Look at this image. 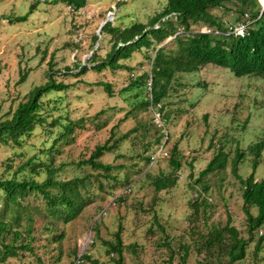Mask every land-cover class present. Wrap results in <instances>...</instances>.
Returning a JSON list of instances; mask_svg holds the SVG:
<instances>
[{"label": "rangeland", "instance_id": "1", "mask_svg": "<svg viewBox=\"0 0 264 264\" xmlns=\"http://www.w3.org/2000/svg\"><path fill=\"white\" fill-rule=\"evenodd\" d=\"M167 2L87 0V4L77 10L63 0H0V116H11L17 104L26 100L35 86L47 83L52 65L53 78L72 86L43 97L47 114H52L43 126H49L53 116L86 123L83 128H76L73 143L60 144V152L55 155L56 166L62 168L57 173L58 179L83 175L85 166L80 161L89 158L97 144L108 139L112 143V134L121 136L138 122H148L154 116L157 121L161 119L152 108L128 115L129 93H123L133 75L150 70L147 55L155 53L157 44L154 40V46H141L132 51L130 57L122 56L118 62L121 67L107 66L99 71L93 68L92 59L102 61L119 40L115 32L101 31L107 21L121 29L135 22L149 24ZM32 6L27 21L10 20L11 16L26 14ZM235 17L236 13L230 12L224 19L232 23ZM172 19L176 17L173 15ZM179 28L177 26V32L158 47L166 43L173 46L174 37L181 33ZM96 35H99L100 45L95 42ZM95 52L96 56H93ZM81 63H89L88 71L79 72ZM22 74L27 76L23 82L20 81ZM178 77L182 86L178 92L172 91L168 98L172 109L176 110L169 127L170 139L165 143L169 156L146 162L138 155L142 154L144 158L155 153L158 146L153 139L157 133L151 130L150 136L144 139L142 131L132 133L121 141L118 149L102 157V161L114 167L112 175L118 176L119 181L101 176L102 190H95V197L83 212L63 225L65 237L62 242H48V247L55 249L47 253L42 254V249H38L42 261L29 256L22 260L13 258L4 264H74L82 251L99 260L100 264H117V255L110 256L106 252L105 242L114 239L120 227H123L125 244H132L135 250L126 249V264H182L180 254L171 263L167 254L169 249L158 246L167 234L176 242L190 243L188 264H205L206 259L193 244L195 233L190 224L195 215L190 202L205 184L209 186L206 195L212 199L207 217L224 224L231 216L233 224L248 237L242 183L232 167L236 153L244 152L238 164L239 173L247 178L253 171L255 154L250 146L264 140V78L237 76L229 68L215 64L184 72ZM104 82L112 85L114 95L101 85ZM99 112L102 114L97 116ZM59 130L56 127L54 133ZM42 134L39 127L22 147L0 144V176L16 172L18 165L36 154L35 144ZM142 141H151L147 153ZM175 145H178L182 167L174 173L169 158ZM221 149L228 154L226 169L202 177L203 182L197 184L201 171ZM10 165L13 167L9 168ZM164 174L177 175L178 180L172 188L156 193L152 180ZM37 178L42 180L44 175ZM256 178L264 179V151ZM129 183L133 184V191L113 206V194H118ZM105 207L108 213L103 215ZM253 211L257 213L256 209ZM95 223L99 232L93 228ZM262 234L264 226L259 229L258 235ZM56 246L59 247L56 249ZM254 248L253 242L248 247L247 257L235 264H264V245L258 254L254 253ZM82 264L93 263L85 259Z\"/></svg>", "mask_w": 264, "mask_h": 264}, {"label": "trees", "instance_id": "2", "mask_svg": "<svg viewBox=\"0 0 264 264\" xmlns=\"http://www.w3.org/2000/svg\"><path fill=\"white\" fill-rule=\"evenodd\" d=\"M63 1L77 10L87 4V0ZM33 6L26 14L11 16L10 20L27 21ZM220 11L221 14L218 13ZM230 12L236 13L232 23L224 19L225 14ZM173 15L175 20L172 19ZM241 24L246 26L243 33L236 31ZM177 26H180L181 33L174 37L173 46L166 43L158 47L161 42L177 32ZM204 27L209 31H204ZM101 31H113L119 40L102 61L96 62L98 58L92 59L95 63L93 68L99 71L107 66L121 67L122 64L118 62L122 56L130 57L132 51L137 48H150L154 46L152 41L156 42L154 55H147L151 64L150 70L133 75L128 85L123 88V93H129L128 115L152 108L160 114L161 119L157 121L154 116L148 122H138L134 128L121 136L112 134V143L108 139L103 144H97L90 157L80 161V164L85 166L86 172L83 175L58 179L57 173L62 168L56 166L55 155L60 152L59 146L65 141L68 144L71 141L73 143L76 128H83L86 123L53 116L49 126H43L48 117L52 116L47 114L44 108L43 97L52 92L66 91L72 86L64 80L54 79V66L51 65L47 83L35 86L27 99L17 104L11 116H0V144L22 147L39 127L44 133L35 144L36 154L18 165L16 172L0 176V264L13 258L22 260L29 256H35V259L42 261V255L39 253L41 250L37 251L38 249H42V254L47 253L55 249L48 247V242H62L65 237L63 225L83 212L95 197V190H102L101 176L119 181L118 176L112 175L114 167L102 161V157L118 149L123 139L141 131L144 139L150 136L151 130L157 133L153 139L156 146L170 139L169 127L176 110L172 109L168 98L172 91L178 92L182 86L179 74L215 64L229 68L237 76L256 75L264 78V8L261 0H168L167 5L151 18L149 24L135 22L121 29L107 21ZM95 42L100 45L99 35L95 36ZM93 56H96V52ZM78 68L79 72L84 73L90 66L89 63H81ZM26 78V74H22L20 81L23 82ZM101 85L110 95H114L110 83L104 82ZM101 114L102 112H99L97 116ZM56 127L60 130L54 133ZM150 142L142 141L145 153L149 151ZM250 150L255 154V159L252 163L253 171L247 178L239 173L238 166L244 152L236 153L237 158L233 160L232 167L235 176L242 183L248 237L233 224L231 216H228L224 224L215 223L207 217L212 205V199L206 195L209 190L207 184L202 185L203 190L196 191L197 195L190 202L195 213L190 223L195 233L193 244L195 243L196 251L206 259L205 264H235L247 257L248 247L253 242L255 254L263 249L264 234H258L259 229L264 226V179H257L256 174L264 151V140L252 144ZM138 156L146 162L152 161L151 156ZM169 163L174 173L182 167L178 145L173 146ZM227 166L228 154L221 149L201 171V177L196 183L201 184L202 177L226 169ZM11 167L13 166L10 165L9 168ZM41 175H44L42 180L37 178ZM177 180V175L164 174L156 176L152 185L156 193H159L172 188ZM253 209H256L257 213H254ZM96 224L93 228L99 232ZM158 224L161 227V224ZM161 239L158 246L169 249L167 254L171 263L175 256L180 254L182 264H188L190 243L176 242L168 234ZM43 240L47 242H42ZM105 246L110 256L117 255V264H126L125 251L133 247L132 244H125L123 227L115 233L114 239L105 242ZM57 247L59 246H56V249ZM82 259V263L88 259L93 264H100V261L92 258L89 253H83Z\"/></svg>", "mask_w": 264, "mask_h": 264}, {"label": "built area", "instance_id": "3", "mask_svg": "<svg viewBox=\"0 0 264 264\" xmlns=\"http://www.w3.org/2000/svg\"><path fill=\"white\" fill-rule=\"evenodd\" d=\"M245 27H246L245 24H241V25H239V26L236 28V31H239V32L243 33ZM205 28H206V27H205ZM204 31H209V30H207V28H206ZM155 153H157V154H155ZM155 153L152 155V159L154 160V162H156V161H157L159 158H161V157H166V156H168V151L166 150V146H165L164 144L161 145V146H159V147L157 148V150H156ZM131 191H132V186L129 185V186H126V187H125V189L122 191V193H130ZM117 197H118V196H115V197L112 199V201H111V204H112L113 206L117 205ZM112 205H111V206H112ZM107 209H108V208H106V209L104 210L103 214H105V215L107 214ZM82 254H83V251L80 252V254L77 256L76 261H75V264H82V262H83Z\"/></svg>", "mask_w": 264, "mask_h": 264}, {"label": "clouds", "instance_id": "4", "mask_svg": "<svg viewBox=\"0 0 264 264\" xmlns=\"http://www.w3.org/2000/svg\"><path fill=\"white\" fill-rule=\"evenodd\" d=\"M261 1H264V0H261ZM262 3V2H261ZM158 121H160V119L158 118ZM166 142H164L163 144L166 146V144H165ZM163 144H161V145H163ZM161 145H159V146H161ZM158 146V147H159ZM157 147V148H158ZM157 150V149H156ZM167 150V149H166ZM168 151V150H167ZM156 152V151H155ZM168 156H169V152H168ZM151 158H152V156H151ZM153 160V159H152ZM129 185H131L132 186V191H133V184L132 183H129V184H127V185H125L124 186V188L122 189L121 188V190L119 191V193L118 194H113V197L111 198V199H113L115 196H118L117 197V203H119V201H120V199L122 198V197H124L125 195H128V194H130V193H122V191L125 189V187L126 186H129ZM112 206H110V208H111ZM106 209V207L103 209V211ZM107 213H108V209H107ZM103 214V213H102ZM103 215H105V214H103Z\"/></svg>", "mask_w": 264, "mask_h": 264}, {"label": "water", "instance_id": "5", "mask_svg": "<svg viewBox=\"0 0 264 264\" xmlns=\"http://www.w3.org/2000/svg\"><path fill=\"white\" fill-rule=\"evenodd\" d=\"M262 2V5H263V8H264V1H261Z\"/></svg>", "mask_w": 264, "mask_h": 264}]
</instances>
